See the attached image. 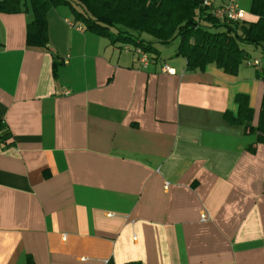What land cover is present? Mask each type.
Wrapping results in <instances>:
<instances>
[{
    "label": "crops",
    "instance_id": "obj_1",
    "mask_svg": "<svg viewBox=\"0 0 264 264\" xmlns=\"http://www.w3.org/2000/svg\"><path fill=\"white\" fill-rule=\"evenodd\" d=\"M33 19L0 13V264H264L259 68L189 71L176 42L144 67L66 6L30 47Z\"/></svg>",
    "mask_w": 264,
    "mask_h": 264
},
{
    "label": "trees",
    "instance_id": "obj_2",
    "mask_svg": "<svg viewBox=\"0 0 264 264\" xmlns=\"http://www.w3.org/2000/svg\"><path fill=\"white\" fill-rule=\"evenodd\" d=\"M58 6L68 7L86 31L114 45H134L147 54L159 55L156 45L171 46L180 39L177 56L185 58L189 71L215 64L234 74L244 62L253 61L244 45L259 48L264 59V3H257L255 23L220 20L204 0H0V13L31 10L34 19L28 24L27 43L47 47L48 13ZM258 76L264 81V63ZM246 129L255 131L264 143V97L258 126L247 122Z\"/></svg>",
    "mask_w": 264,
    "mask_h": 264
},
{
    "label": "built area",
    "instance_id": "obj_3",
    "mask_svg": "<svg viewBox=\"0 0 264 264\" xmlns=\"http://www.w3.org/2000/svg\"><path fill=\"white\" fill-rule=\"evenodd\" d=\"M204 6L213 12L216 18L220 20H228L233 22H241L244 19V11L238 6L236 0H227L226 4L216 7L212 0H204ZM136 54L140 58L142 66L146 67L149 64L150 57L142 49H135ZM250 65L261 68L262 64L258 60L248 62ZM167 73H172L174 70L165 68ZM4 146V141L0 137V147Z\"/></svg>",
    "mask_w": 264,
    "mask_h": 264
},
{
    "label": "rangeland",
    "instance_id": "obj_4",
    "mask_svg": "<svg viewBox=\"0 0 264 264\" xmlns=\"http://www.w3.org/2000/svg\"><path fill=\"white\" fill-rule=\"evenodd\" d=\"M176 42V44H179L181 41L180 39H177L176 41H174V43ZM173 45V44H172ZM157 48H160L162 50V54L165 55V57H167L170 53H172L174 51V47L173 46H165L162 47L161 45H157ZM246 50L253 56H257V57H263L262 51L259 48H256L254 46L251 45H244Z\"/></svg>",
    "mask_w": 264,
    "mask_h": 264
}]
</instances>
